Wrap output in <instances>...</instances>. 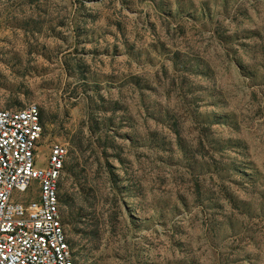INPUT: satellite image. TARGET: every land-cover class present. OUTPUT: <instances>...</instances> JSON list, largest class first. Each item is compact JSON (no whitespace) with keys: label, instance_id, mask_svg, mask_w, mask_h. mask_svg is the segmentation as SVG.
<instances>
[{"label":"rangeland","instance_id":"obj_1","mask_svg":"<svg viewBox=\"0 0 264 264\" xmlns=\"http://www.w3.org/2000/svg\"><path fill=\"white\" fill-rule=\"evenodd\" d=\"M30 104L77 264H264V0H0Z\"/></svg>","mask_w":264,"mask_h":264},{"label":"built area","instance_id":"obj_2","mask_svg":"<svg viewBox=\"0 0 264 264\" xmlns=\"http://www.w3.org/2000/svg\"><path fill=\"white\" fill-rule=\"evenodd\" d=\"M43 131L38 105L0 109V264H77L60 211L68 147L39 165Z\"/></svg>","mask_w":264,"mask_h":264},{"label":"trees","instance_id":"obj_3","mask_svg":"<svg viewBox=\"0 0 264 264\" xmlns=\"http://www.w3.org/2000/svg\"><path fill=\"white\" fill-rule=\"evenodd\" d=\"M42 117V116H41Z\"/></svg>","mask_w":264,"mask_h":264}]
</instances>
